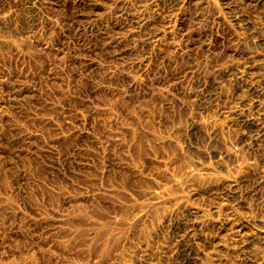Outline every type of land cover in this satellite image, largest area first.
<instances>
[{
    "label": "rangeland",
    "instance_id": "374dc122",
    "mask_svg": "<svg viewBox=\"0 0 264 264\" xmlns=\"http://www.w3.org/2000/svg\"><path fill=\"white\" fill-rule=\"evenodd\" d=\"M260 66L264 0H0V264H262L197 164Z\"/></svg>",
    "mask_w": 264,
    "mask_h": 264
},
{
    "label": "bare ground",
    "instance_id": "6f19581e",
    "mask_svg": "<svg viewBox=\"0 0 264 264\" xmlns=\"http://www.w3.org/2000/svg\"><path fill=\"white\" fill-rule=\"evenodd\" d=\"M235 70L237 71V69ZM262 71L263 68L262 66H260L256 68V73L249 74L248 81L244 83L241 89V92L242 93L244 92L243 94L253 95L257 100L253 103H249L247 99H245L242 96L240 100L244 108L240 111L233 110L229 112L228 114L229 118L228 116L226 117L228 118L227 120L228 125L232 127H236L239 130L237 133H235L236 134L235 139L237 141V145L233 147H225L222 151L219 152L217 162L213 164L212 163L203 164L198 162L197 164H200L199 165L201 166L200 168L203 169V172H201V174L204 173L206 175V178L204 177V182L207 185H212V187L216 186L220 188V190H223V193L226 197L225 199L226 201H230L233 203V206L243 208L246 211V215L242 218L243 221L241 222L240 225L242 227H246V226L248 227L249 225L252 226L253 223L255 226L258 227V228L256 227L257 229L255 228L254 232L252 230L249 231V236L252 240H254L257 243V245L260 248L263 249V253L259 256V260L263 264L264 263V78L262 76ZM258 86H260L261 90H258ZM247 96L249 99V95ZM191 125L193 126L194 124L192 123ZM200 171L198 172L200 173ZM185 174L187 175L188 173L186 172ZM179 183H181V178L176 180V184L178 185ZM153 193L154 196L151 195L152 201H150L148 207H146L147 209L134 219L133 224H131V226L141 222L143 217H146L158 203H162L164 201L166 202V200L170 199L169 197H164L162 194L161 196H159L158 193L156 192ZM188 198H189L188 195L185 193L171 196V199L174 201L186 200ZM254 210H256L255 212H258V215L256 217L253 216ZM217 211H219V209ZM156 230L157 228L153 231L154 234Z\"/></svg>",
    "mask_w": 264,
    "mask_h": 264
}]
</instances>
